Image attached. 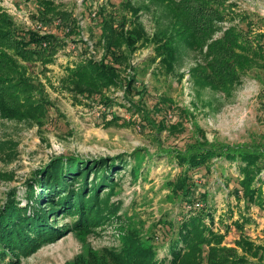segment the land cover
<instances>
[{"label": "rangeland", "instance_id": "obj_1", "mask_svg": "<svg viewBox=\"0 0 264 264\" xmlns=\"http://www.w3.org/2000/svg\"><path fill=\"white\" fill-rule=\"evenodd\" d=\"M54 1L61 5L58 10L73 13L80 32L68 37L57 26L56 19L50 28H41L37 0H0V7L13 19L17 30L23 33L35 28L41 34L52 33L65 43L54 62L46 67L19 61L28 76L44 85L52 106L41 123L0 115V205L11 196L24 206L28 183L39 181L36 175L58 158H80L91 166L93 161L103 158L109 160L108 165L116 164L119 161L115 159L120 156L130 164L111 174L115 182L112 189L102 187L99 192L102 201L109 196L106 206L118 207V210L116 216L105 211L103 214L107 217L94 228L79 227L76 215L57 207L59 197L67 195L66 190L44 186L41 192L52 194L47 200H53L54 208L58 209L50 213L49 223L62 235L53 243L41 244L28 257L20 255V264H123V248L137 245L153 249L157 259L163 258L166 251L161 246L168 242L169 234H176L182 219L194 210L213 213L212 230L222 236L219 248L233 249L242 257L236 244L241 237L264 247V211L249 206L244 200L238 202L237 194L242 196L237 185L238 164L214 159L209 164V173L201 169L199 174H194L198 194L192 206L182 203L181 198L173 199L170 194L169 183L175 181L182 169L167 154L184 151L201 142L203 136L211 144L260 150L264 145V67L247 70L230 95L198 88L190 77V70L205 65L206 49L192 50L175 38V42L165 46L167 59L173 66L170 72L159 66L152 48L141 49L133 55L136 86L145 90L141 98L125 91L127 71H121L118 85L101 94L75 96L64 84L67 68L89 58L100 60L103 54L98 45L101 17L96 12L101 7L110 11L114 6L120 18L129 19L125 4L130 2L139 9L137 20L149 36L170 33L171 9L167 1L159 0H94L95 12L88 0ZM223 7L228 16L225 22L215 24L212 40L221 39L232 27L246 31L248 21L254 33L264 34V0H224ZM78 40L86 42L82 45L83 52L81 44L76 43ZM105 102L113 104L106 106ZM144 117L150 126L142 121ZM193 173L189 172L188 176ZM260 177L264 179V172ZM87 178L89 183L94 181L92 173ZM82 180L80 177L72 184L71 203L80 192ZM34 189L39 192L38 182ZM204 193H207L205 199ZM86 194L82 200H87ZM47 200L42 202V207L48 212L51 203ZM169 222L174 223L170 233ZM202 249L199 264H212L208 247ZM10 258L0 257V264L9 263ZM246 258L255 262L248 255Z\"/></svg>", "mask_w": 264, "mask_h": 264}, {"label": "trees", "instance_id": "obj_2", "mask_svg": "<svg viewBox=\"0 0 264 264\" xmlns=\"http://www.w3.org/2000/svg\"><path fill=\"white\" fill-rule=\"evenodd\" d=\"M88 1L91 8L96 7L93 5L94 0ZM159 1H167L170 5L169 12L172 18L168 34L163 32L149 36L137 20L139 9L131 6L130 2L125 4L131 17L129 19L123 16L120 18L114 6H111L110 11L101 7L96 12L95 8V12L101 17L98 24L101 31L98 45L102 48L103 54L100 60L89 58L73 68H67L64 84L68 92L75 96L84 94L87 97L101 94L118 85L121 71H127L128 78L124 80L125 91L141 98L145 90L136 86L134 73L136 65L132 63L133 55L141 49L152 48L159 66H164L167 72H170L173 66L167 59L165 46L176 39L192 50L206 49L205 65L190 70V77L198 88H209L230 95L247 70L264 67L262 42L264 34L254 33L250 21L247 22L246 31L232 27L224 32L221 39L212 40L215 24L225 22L228 16L223 12L224 0ZM37 4L40 14L37 20L41 23V28H50L53 19H56L59 23L57 26L62 28L68 37L80 32L73 13L58 10L61 5L56 4L54 0H37ZM241 19L247 20L246 17ZM76 43L81 44L80 51L83 52L82 45L86 42L78 40ZM64 47V41L52 33L41 34L35 28L23 33L17 30L13 19L0 7L1 117L27 118L41 123V119L47 116L48 108L52 104L48 101L44 85L28 76L26 68L20 65L19 61L39 63L46 67L54 62L55 56ZM12 94L17 96L10 97ZM108 103L104 104L107 106ZM111 104L113 103H109ZM130 106L133 107L132 104ZM141 119L145 125L150 126L146 117ZM141 119L139 118L138 122ZM145 128L146 126L143 127ZM171 129L177 130L176 127ZM167 154L175 158L178 167L182 169L175 181L169 183L173 199L181 198L182 203L193 206L192 202L196 198V193L198 194L194 174H199L201 169H204L206 174L209 173V164L214 159L226 160L238 164L240 178L237 185L242 195L237 194L238 202L244 200L249 206L264 211V179L260 177L264 172V145L260 150H253L243 146L211 144L203 136L201 142H195L184 151H169ZM115 160L119 162L114 161L116 164L108 165L109 160L103 158L93 161V165L89 166L88 162L80 158L55 159L36 175L39 181L32 180L28 183L27 202L24 206L14 201L11 196L6 198L0 205V257L11 256L7 264H20V255L28 257L41 244L53 243L62 235L49 223L50 213L54 214L58 209L54 208L53 200H47L52 194L43 195L41 192L46 185L48 189H55L58 186L67 191L66 196L59 197L57 207L62 209L61 211L76 215L79 227H97L100 221L107 217L103 214L107 210L109 215L116 216L118 207L110 209L105 204L108 203L109 196L103 201L99 198L102 187L111 189L114 187L115 182L111 174L123 170L130 164L123 161L120 156ZM189 172L194 173L188 176ZM90 173L93 174L94 181L89 183L87 177ZM80 177H83V184L79 188L80 192L75 194L74 203H71L74 193L72 184ZM37 182L39 192L34 189ZM84 193H87V200H82ZM206 197L207 193H204L203 199ZM45 200L51 203L48 212L44 209L45 206L42 207ZM103 204L105 205L102 206ZM213 225V213L207 210L190 211L188 216L182 219L176 234L174 236L169 234L168 242L161 246L166 251L163 258L157 259V252L153 249L137 245L123 248L121 254L123 264H164L166 261L171 264H199V254L201 250L203 251V246L208 247L209 261L212 264H264V247L255 246L245 237L236 242L243 253L242 257L233 249L219 248L222 236L213 232ZM167 226L170 233L174 223L169 222ZM246 255L255 262H249Z\"/></svg>", "mask_w": 264, "mask_h": 264}]
</instances>
